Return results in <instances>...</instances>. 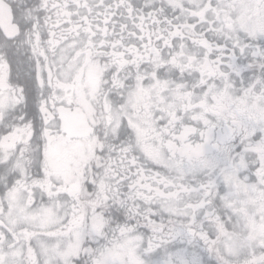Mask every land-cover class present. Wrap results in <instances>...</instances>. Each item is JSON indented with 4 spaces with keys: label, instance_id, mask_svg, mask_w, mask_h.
<instances>
[{
    "label": "snow or ice",
    "instance_id": "6c2138e0",
    "mask_svg": "<svg viewBox=\"0 0 264 264\" xmlns=\"http://www.w3.org/2000/svg\"><path fill=\"white\" fill-rule=\"evenodd\" d=\"M0 264H264V0H0Z\"/></svg>",
    "mask_w": 264,
    "mask_h": 264
}]
</instances>
